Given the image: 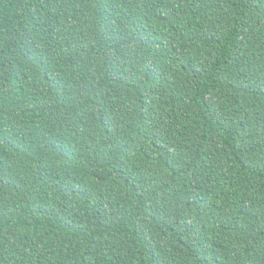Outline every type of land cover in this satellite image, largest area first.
<instances>
[{
	"label": "trees",
	"instance_id": "16d2710c",
	"mask_svg": "<svg viewBox=\"0 0 264 264\" xmlns=\"http://www.w3.org/2000/svg\"><path fill=\"white\" fill-rule=\"evenodd\" d=\"M0 264H264V0H0Z\"/></svg>",
	"mask_w": 264,
	"mask_h": 264
}]
</instances>
